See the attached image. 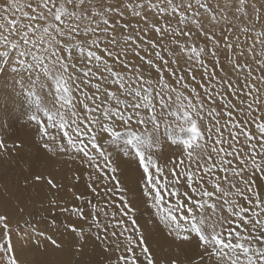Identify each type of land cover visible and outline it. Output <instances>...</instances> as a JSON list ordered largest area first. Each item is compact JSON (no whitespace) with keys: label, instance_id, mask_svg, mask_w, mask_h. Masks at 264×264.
Here are the masks:
<instances>
[{"label":"snow or ice","instance_id":"obj_1","mask_svg":"<svg viewBox=\"0 0 264 264\" xmlns=\"http://www.w3.org/2000/svg\"><path fill=\"white\" fill-rule=\"evenodd\" d=\"M6 4L0 6V58L16 53L14 71L42 73L54 80L55 110L45 107L46 119L34 114L30 120L38 125L48 153L79 159L91 169L86 187L110 198V220L101 222L93 215L89 231L97 230L95 239L106 250L109 236L117 241L120 254L114 264H156L137 210L117 175L116 159L121 156L135 159L141 169L145 203L168 235L180 244L197 242L195 258L173 259L170 264H264V197L252 186L254 174L264 172V116H254L264 111V89L248 82L252 69L238 61L232 62L234 71L248 67L242 87L217 78L221 40L226 49L236 45L227 35L217 38L204 31L196 9L207 11L205 0H6ZM128 14L139 18L137 24L124 20ZM253 14L255 23L260 12L253 9ZM190 25L211 47L189 43ZM256 35L264 44V32ZM166 45L184 54L185 64ZM207 57L213 61L211 71ZM258 66L264 73V59ZM253 79L264 84V76ZM250 122L256 134L250 131ZM162 124L186 133V138L171 139L182 146L171 167H162L155 157L160 144L151 134ZM104 136L110 139L102 143ZM47 183L57 187L50 178ZM72 211L85 219L82 208ZM7 220L0 215V260L19 264ZM71 231L84 239L83 230L71 226ZM51 243L60 247L55 240Z\"/></svg>","mask_w":264,"mask_h":264},{"label":"bare ground","instance_id":"obj_2","mask_svg":"<svg viewBox=\"0 0 264 264\" xmlns=\"http://www.w3.org/2000/svg\"><path fill=\"white\" fill-rule=\"evenodd\" d=\"M34 81L29 77L19 79L13 87L15 85L26 93L20 95L23 102L28 100V95L33 94V87H36L39 96L46 100L45 105L54 111V81L50 78L45 84L41 81L42 88L36 81L34 85ZM17 118L15 120H19L20 124L17 123L15 129L3 124L4 121L0 122V142L5 145L0 148V215L8 218L12 229L13 255L19 264H114L120 254L115 247L117 241L109 236L106 250L105 244L95 239L97 230L92 228L89 231L93 215L101 222H107L112 211L108 203L110 198L94 195L86 187L91 169L79 159H70L67 154L52 156L42 147L45 141L40 138L38 125L30 117L21 118L23 122ZM108 139L107 136L101 137V142ZM104 146L109 151L113 150L106 143ZM174 150L175 147L167 146L163 152L174 153ZM171 159L165 161L170 162ZM116 163L120 183L128 190L127 197L137 210L136 219L156 264L195 258L199 251L196 240L187 244L174 241L153 215L154 210L145 203L141 191L142 171L135 159L121 156L117 157ZM37 176L41 179L37 180ZM77 177L80 179L77 180ZM49 178L57 185L56 188L47 183ZM81 195L85 199L88 196L91 203L87 202L88 198L76 199ZM73 208H82L85 219L74 214ZM104 212L109 213L108 217L104 216ZM71 226L78 231L83 230V240L71 231ZM2 236L3 228L0 227ZM51 240H55L60 247L53 245ZM0 264L4 261L0 260Z\"/></svg>","mask_w":264,"mask_h":264},{"label":"rangeland","instance_id":"obj_3","mask_svg":"<svg viewBox=\"0 0 264 264\" xmlns=\"http://www.w3.org/2000/svg\"><path fill=\"white\" fill-rule=\"evenodd\" d=\"M205 2L209 5L207 11H205V9H196V13L199 15V18L203 23L204 31L208 34L214 33L217 38H221L224 35H227L228 42L236 45L234 49H226L224 42L221 40L220 50L218 53V59L220 63L219 65L215 66L217 78L225 77L227 79H231L234 82V86L242 87L245 83V75L248 71V67L243 68V70L240 72L234 71L232 62L237 61L242 65L246 63L251 67L253 78L264 76V73L261 72L258 66V61L264 59V44H261L259 42L260 38L256 35L259 32H264V8H261V4L264 3V0H243V2H241V0H205ZM0 6L6 7V0H0ZM253 9L260 12V19L255 21V23H253V20L255 19ZM148 15L151 18V13H149ZM213 15L216 17L215 20L210 19V17ZM124 20L135 25L137 24L139 18L132 17L130 14H128L124 17ZM164 20H168V17H165ZM159 22L163 23L164 21ZM172 22L173 24H175V20H173ZM139 26L141 28L144 27L143 23H140ZM245 27L249 29V31L246 33L241 31V29H244ZM189 28L192 31V38L189 41L190 44H195L198 47H205L206 45L208 47H211L210 42L206 40V37L196 26L190 25ZM122 31L124 30L118 29V33ZM128 31L130 32L131 29H129ZM150 36L152 39H159V37H157L155 33H150ZM166 46L172 47L173 51L181 57V64H185L186 57L184 56V54L179 53V50L175 48V46ZM250 49L253 50L250 51ZM206 59L211 71L213 69L212 58L207 57ZM135 63H139L138 59L135 60ZM16 67V53H10L7 58H0V122L4 121L3 124H7L13 129H15L16 124L19 123V120H15L17 117H19L20 121L23 122L21 118H29L35 114L38 115L40 119L44 120L46 118L43 116V109L45 107L49 108L45 105L46 100L43 99V97L41 98L39 96V92L37 93L38 90L36 87H33L35 88L34 93L28 95V100L23 102L20 98V95H24L26 93L21 89L16 88L15 85L13 87L14 82L18 81L19 79L21 80L23 78L29 77L34 79L36 81V84L41 87V81L44 84L46 83L45 81H47L48 78L54 81L50 76L46 77L42 73L14 71L13 69H15ZM195 74L197 76V79L200 80L201 72L197 71ZM253 78H250L248 82L255 83L258 88L264 89V84L260 83L258 79ZM244 91L247 92V88H245ZM19 99L22 103L19 102ZM232 99L234 100V102L239 103L236 98ZM254 116H264V111L254 113ZM249 129L254 134H256L255 126L251 122L249 123ZM139 130L140 129H138V131ZM151 135L154 138L158 139L159 144L160 146H162V148L164 147L163 150L161 148L158 152L155 153V157L158 159L162 167H171L170 162H166L165 160L168 158H179V154L182 149L181 145L171 143V139L172 137H175L176 139L186 138V133L180 132L179 128L175 125L166 127L162 124L161 127ZM167 146L175 147V152L165 154L163 151ZM110 149H112V147H110ZM252 186L254 190L261 195V197H264V172H257L254 174ZM86 199L88 202L89 197L87 196Z\"/></svg>","mask_w":264,"mask_h":264}]
</instances>
